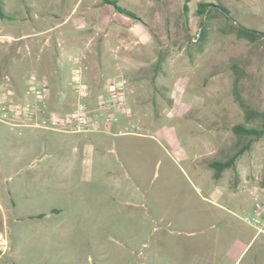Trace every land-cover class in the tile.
Instances as JSON below:
<instances>
[{
  "label": "rangeland",
  "instance_id": "1",
  "mask_svg": "<svg viewBox=\"0 0 264 264\" xmlns=\"http://www.w3.org/2000/svg\"><path fill=\"white\" fill-rule=\"evenodd\" d=\"M115 1L147 28L143 74L157 68L152 88L172 90V107H158L154 129L134 126L136 134L124 135L146 134L129 137L138 143L126 154L113 140L97 147L84 177L80 156L97 136L40 129L19 135L0 123V264H264V236L243 222L251 208L247 188L264 184V131H232L264 126V36L249 42L234 29L264 33V0ZM91 3L0 0V91L20 90L35 74L50 85L51 108H70L72 71L59 65L54 27ZM199 3L208 5L202 15ZM67 32L72 42L82 38L74 28ZM132 56L139 57L136 46ZM161 124L179 139V150L159 140ZM232 158L215 178L208 163Z\"/></svg>",
  "mask_w": 264,
  "mask_h": 264
},
{
  "label": "crops",
  "instance_id": "2",
  "mask_svg": "<svg viewBox=\"0 0 264 264\" xmlns=\"http://www.w3.org/2000/svg\"><path fill=\"white\" fill-rule=\"evenodd\" d=\"M101 1L93 0V3L85 6L80 13L68 14L61 19L59 25L54 27L60 28L59 65L60 67L64 66L65 70L69 68L70 72L75 69L79 70L82 80L91 88L94 95L103 93L110 79L119 76L127 77L129 84L126 101L130 116L128 118L122 116L119 123L112 127V131L115 132L129 123L144 132H148L150 128L156 125V122L161 120L156 114L158 107L162 111H168L172 107L168 102L172 99V90L163 93V90L157 91L160 89L159 87L152 88L159 81V74L156 73L157 68L154 67L149 76L143 74L147 68V61L142 58L141 50L143 47H147L149 34L141 20L133 21L129 17L120 15L110 5L101 4ZM68 24L70 26L65 27ZM73 28L82 35V38L75 42L69 39L67 32ZM125 32L129 35L127 41L124 38ZM134 46L139 50V57L132 56ZM72 49L78 51L77 55H71L73 54L71 53ZM163 88H167V86ZM173 118L174 116L170 115L165 119L163 118L162 121ZM170 129L161 124L157 128L160 135L159 140L165 142L169 147L179 150V139L170 134ZM83 135L97 136V138L91 139L87 150L84 147L80 156L81 174L84 177L87 173L92 172V161L97 147H106L110 140H113L115 148L124 155L128 149L138 143V140L135 142L129 137L142 139L145 138L146 134L119 136L113 133H95ZM179 155L188 158L189 154L187 155L186 151L181 150ZM193 157L195 158L194 155Z\"/></svg>",
  "mask_w": 264,
  "mask_h": 264
},
{
  "label": "built area",
  "instance_id": "3",
  "mask_svg": "<svg viewBox=\"0 0 264 264\" xmlns=\"http://www.w3.org/2000/svg\"><path fill=\"white\" fill-rule=\"evenodd\" d=\"M125 76L110 79L101 94L94 95L82 80L79 70L71 76L76 100L67 110L50 107L49 83L35 74H30L22 89L7 87L0 91V123L16 129L19 135L28 129H40L62 135L113 133L124 136L136 134L133 125L112 131L127 111V87ZM251 200L250 211L243 222L252 227L257 235L264 236V184L254 183L247 188Z\"/></svg>",
  "mask_w": 264,
  "mask_h": 264
},
{
  "label": "trees",
  "instance_id": "4",
  "mask_svg": "<svg viewBox=\"0 0 264 264\" xmlns=\"http://www.w3.org/2000/svg\"><path fill=\"white\" fill-rule=\"evenodd\" d=\"M101 4H107V5H110L111 7L114 8V10L118 13H120L121 15H124L126 17H129L131 18L132 20H138V18L136 17V15L134 13H132L131 11L129 10H126L124 8H121L120 6L117 5L116 1L115 0H102L101 1ZM207 7L208 5L207 4H204V3H199L198 4V8H197V14L198 15H202L204 14L206 11H207ZM219 9H221L223 12L225 13H229L224 7H222L221 5H218ZM184 10L186 11V7L184 6ZM1 16V14H0ZM235 29V33H236V36L238 38H241V39H245L249 42H257L258 40H260L263 36H264V33H260V32H257L255 30H251V29H248V28H245L243 26H236L234 27ZM204 31L201 30V34L203 33ZM233 90H234V94L236 96V98H238L237 96V81L234 82V87H233ZM241 106L243 107L244 111H245V114L247 115V117H253L255 116V113L251 112L248 107H246L242 102H240ZM232 131L238 135V136H243V137H251V136H262L263 135V131H264V126H263V129L262 130H256V129H246L244 128L243 126L241 125H236L232 128ZM233 158L226 161V162H219V161H213V162H209L208 165L214 169L215 173H214V176L215 178L219 177L220 175V172L223 168H227L230 166L231 162H232Z\"/></svg>",
  "mask_w": 264,
  "mask_h": 264
}]
</instances>
